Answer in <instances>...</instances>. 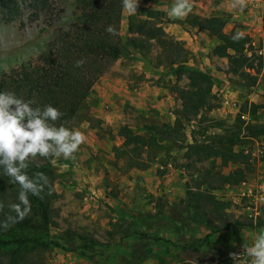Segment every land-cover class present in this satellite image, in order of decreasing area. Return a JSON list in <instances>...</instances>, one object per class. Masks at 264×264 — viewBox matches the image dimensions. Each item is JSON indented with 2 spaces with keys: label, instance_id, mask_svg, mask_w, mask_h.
Wrapping results in <instances>:
<instances>
[{
  "label": "trees",
  "instance_id": "obj_1",
  "mask_svg": "<svg viewBox=\"0 0 264 264\" xmlns=\"http://www.w3.org/2000/svg\"><path fill=\"white\" fill-rule=\"evenodd\" d=\"M48 0H31L36 12H41L48 7ZM0 3L9 10L11 0H0ZM121 0H86L79 4V15L65 32L56 34L51 47L46 53H40L37 60L42 67H32L29 71H22L20 76L8 75L0 80V91H13L25 100L35 101L33 107L52 105L63 114L56 125L64 124L67 127L71 122H86L90 128H99L96 121H93L84 112V104L90 88L103 75L108 73L116 60L127 57L130 50L136 52L142 59L152 52L153 47L158 45L159 52L153 61H147L150 68L170 67L174 73L175 82L171 85L170 91L179 93L178 98L182 103V110L175 116L171 128L157 127L152 125L142 126L140 133L133 131H120L122 143L114 149L117 158H122L124 171L136 169L146 170L151 163L159 160L161 151L167 155L170 149L183 151L184 159L193 158L192 164L203 162L210 157H217L223 165L239 164L246 165L245 156L232 147L236 141L240 127L245 131V136H257L264 133V125L250 126L243 125L239 121L238 131L227 136L206 137L203 136L201 116L196 119L199 112H206L216 104V98L210 93L211 78L209 75L189 70L185 66L186 51L183 44L167 37L159 20L130 15L126 25V35L123 39L119 36V16ZM179 21V20H178ZM179 24L191 28H198L207 32L215 40V44L209 50L210 59L225 60L223 72L227 75L238 76L245 82L244 87L254 84L256 74L259 71L260 56L248 43L249 39L242 36L238 40L232 37L237 33L231 29L228 33L223 32L226 24L224 16L199 17L188 14L183 17ZM112 25L116 29L115 35L106 31ZM130 49V50H128ZM162 55V56H161ZM83 60L81 67H76V61ZM184 81L181 85L180 82ZM258 105H250L249 112L255 113ZM196 119V120H195ZM194 121L191 130V142L184 141V124ZM202 139H199L200 136ZM228 144V145H227ZM50 160L37 157L27 169L29 176L36 172H43L49 179V185L45 186L42 198L29 194L31 212L22 221L15 223L7 230L0 229V259L8 257L5 264H24V261H17L18 254L5 249L11 245L20 247L32 243L38 248L56 246L55 243L47 241L49 229L54 224V212L51 207L52 191L55 175L50 168ZM190 164H185L188 168ZM194 168V165H193ZM165 170V169H164ZM193 171L189 174L191 185L185 184L184 197L169 210L168 221L175 224L176 232L189 229V227H202L209 232L220 230L230 226H252L251 221L239 222L223 213H218L220 225H216L215 218L210 214L218 209H225L226 204L214 199L209 193L214 187L211 185L213 178L219 183L228 181L230 185H236L245 177L246 167H235L228 170L225 178L211 169L201 170L192 178ZM196 172V171H195ZM164 174V171H159ZM197 177L199 178L197 180ZM19 186L12 184L8 177L0 169V220L8 215H15L10 205L18 203ZM264 215V207L261 212ZM223 214V215H222ZM222 216V218H221ZM255 225L264 228V220L261 222L256 218ZM181 226V227H179ZM188 226V227H187ZM172 227V228H174ZM17 233H9L12 229ZM171 228V229H172ZM174 229V230H175ZM130 226L112 227L105 231L107 237L128 236L132 233ZM131 232V233H130ZM66 237L70 240H87L86 234L66 230ZM30 235V236H29ZM34 235H42L45 239L37 241ZM89 244H96L94 239H88ZM83 243L84 247L88 243ZM146 255L141 251L140 245L133 246L130 256L124 264H140ZM1 264V261H0ZM216 264H233V261L224 253L217 252Z\"/></svg>",
  "mask_w": 264,
  "mask_h": 264
},
{
  "label": "rangeland",
  "instance_id": "obj_2",
  "mask_svg": "<svg viewBox=\"0 0 264 264\" xmlns=\"http://www.w3.org/2000/svg\"><path fill=\"white\" fill-rule=\"evenodd\" d=\"M85 1L48 0V7L41 12H36L31 0H11L10 6L14 5V10H9L0 3V80L8 75L19 77L22 71H29L34 66L42 67L36 57L40 53L44 54L49 50L56 34L59 32L66 33V30L75 21V17H78L80 13L78 8L80 2ZM149 1H154L156 7L153 9L152 7L148 8ZM172 3L173 0H139L135 16L141 19L159 20L158 24L167 37L174 39L170 32L177 34L178 40H175L181 42L183 50L186 51L184 64L187 69L200 71L199 67L203 66V70L207 69L206 74L210 73V70L224 73L225 60L210 59L208 56L215 40L212 38L205 40L206 44L203 49H200L199 45L196 46L194 42H187L188 39H185L183 33L185 32L188 35V28L179 24L181 18L172 19L167 14ZM213 12L211 11L209 16L220 15ZM129 16V14L122 11L121 6L118 31L121 39L126 35ZM153 48L145 60L153 61V58L159 52L158 45ZM122 63L126 65L133 63L130 65H137L141 69L149 70L148 65L139 59L134 51L130 50L129 56L116 60L108 73H117L118 70H115V68ZM170 70V67L161 68V72L152 75L154 77L158 76L155 81L165 84L169 88L175 82L174 73H171ZM123 73L125 74V72ZM255 80L258 81L257 86L264 89V70L261 69V66ZM223 81L228 84H235L238 89L241 88V93L246 92V90L251 91L250 89H243L245 82L242 78L229 76L225 73L221 80H217L215 77L211 78L210 89ZM183 82L181 81L180 85ZM178 95L179 93H175L174 101L178 99ZM87 101L88 96L84 104V112L88 115ZM246 106V104L241 103V112L250 113L249 108ZM147 113H152V110ZM221 122L218 118L215 120L204 118L202 122V127H205L203 136H227L238 131L239 121L234 122L231 126ZM72 123L80 124L71 122L67 126L69 129L74 127ZM242 127L241 125L238 136H240L241 131L245 133L241 129ZM121 128L122 131L131 130L127 125H124L117 131L116 135L119 136V139L110 138L109 136L104 138L102 144L105 149H108L113 142L115 145L118 144L117 147L121 145ZM191 128L192 124L190 130ZM199 137V139H202L201 135ZM238 143H245V141L237 137L232 147L234 148ZM77 153H74L73 156L77 160L75 169L72 168L73 158L64 159L60 157L51 158L50 160V168L55 175L54 183L51 186V207L54 212V224L49 229L46 240L55 243L56 246L38 248L34 247L35 245L32 243H27L20 247L16 245L7 247L5 251L8 254L9 251L18 254L16 256L17 261H24V264H124V261L129 258L133 246L136 245H140L141 251L146 255V258L140 264H216L218 251L224 252L230 258L228 254L230 252L225 247L233 244L230 237L238 231H228L232 226L224 228L222 225L220 230L214 233L205 228V231L202 228L197 229V227H189V229L178 233L174 227L175 224L170 223L167 219L170 215V208L184 197L185 184L192 186L189 178L192 170H194L192 178H195L197 172L206 169H211L213 173H218L225 178L228 173V166L223 165L217 157H210L203 162L192 164L193 158L184 159L182 157L183 151L172 148L167 155L161 151L158 155L159 160L151 163L150 170L145 174L152 177L154 174L156 176L162 175L158 173L159 171H165L166 175L172 173L171 181L174 189L169 193H163L161 189L156 192L157 194H153L133 182V178H136V176L131 173L132 170L124 171L125 173L122 174L124 178L111 171V176L115 177V179H112L109 172L106 171V167L102 164L101 156L98 153H81L80 157ZM113 153L115 156L117 155L114 150ZM87 161H89V164H87ZM79 162L81 167L78 166ZM122 164L121 161L120 165L123 169ZM185 164H190V166L186 168L184 167ZM167 165H169V169ZM83 166L86 168H84L81 175L90 169L89 172L94 175L98 174L100 177L98 180L94 179L97 184H87L83 177L78 175V172L76 173V170L83 168ZM245 167L248 174L250 168L247 165ZM226 183L228 182L219 183L214 178L211 182L214 188L209 193H212L217 201L226 204L225 209L217 208L216 212L210 214L211 217L214 219L218 213H223L224 217L226 215V217H231V219L239 222H248L249 219H253L247 216L249 212L246 210V201L244 199L238 200L236 185L228 184L229 186L226 187ZM95 190H98V193ZM168 194L172 196V200L166 198ZM263 207L260 208V216H256L261 222L264 220V215L261 213ZM219 220L220 218H215L214 223L220 225ZM128 225L133 230L128 236L113 235L107 237L105 234V231L111 230L112 227L118 228L119 226ZM66 230L84 233L87 240H70L66 237ZM9 233L12 235L17 231L13 228ZM34 236L37 241L45 240L42 235ZM88 239H94L96 244L90 245ZM235 239L237 238L235 237ZM83 243H88V246L84 247ZM232 247L235 249V246L232 245ZM230 251L234 252L233 250ZM7 260V256L1 258V264H5Z\"/></svg>",
  "mask_w": 264,
  "mask_h": 264
},
{
  "label": "crops",
  "instance_id": "obj_3",
  "mask_svg": "<svg viewBox=\"0 0 264 264\" xmlns=\"http://www.w3.org/2000/svg\"><path fill=\"white\" fill-rule=\"evenodd\" d=\"M232 3V0H192V11L189 14L199 17H209L211 11H214L213 13H219L220 15L222 14V16H224V18L226 19V24L223 28V32L228 33L231 29H234L242 36L246 35L248 37H251L255 49L257 51L259 50L258 55L260 56L261 60L260 66L261 69L264 70V30L260 29V24L257 17L258 12H255L256 15H248L244 12L241 13L238 8L231 7ZM148 5V8L152 7L153 9L154 7H156L154 1H149ZM186 27L188 28V35L185 32L183 33L185 35V39H188L186 41L196 43V46L199 45L200 49H203L206 41L209 38L213 39L212 36L201 29L191 28L188 26ZM170 34L174 36V40H178V36L176 33L170 32ZM135 54L139 57V59H141L148 65V60H145L144 58L142 59L136 52ZM130 64L133 63H129L128 65L122 63L118 65L115 70H118L119 73H108L100 77L90 88L87 101L88 116L91 117L93 121H96L98 123L99 128H90L88 127L86 122L80 123L78 125L72 123L74 126L72 129H79L84 133L86 137L85 142L80 145L77 151L78 157H80L81 153H98L101 156L100 159L102 164H104V167H106V171L109 172L110 176L112 174L111 171H113L115 174H117V176H120L121 178H124L122 174L126 172H124L120 165L122 158H117L113 153V150L115 148H118V144L115 145V143L113 142V144H111L108 149H105L102 144L103 139L108 138V136L110 138L113 137L114 139H119V136L116 135L117 131L124 125H127V127L133 132L140 134H142V132L140 131L141 127L145 125L171 128L173 126L175 116L182 110L183 107L179 98L177 100L175 99L174 101L175 93L170 91V87L168 88V86H166L165 84L155 81L158 76L154 77L153 75L158 74L157 72H161V68L163 69V67L152 69L148 65L150 70L148 71L151 74L148 75L149 73L146 69H141L140 66ZM203 68V66H200L199 70L200 72L206 74L207 69L203 70ZM123 72H125V74ZM208 74H210V78L215 77L217 80H221L224 77V73L214 71L212 72L211 70ZM257 84L258 81L255 80L253 85L243 88L244 90L250 89V92L246 90V92L244 91V93H241V88L237 89L236 91V98L240 104H246V107L248 108H250L251 104L259 106L258 108H256L257 113H240L239 115H236L235 119L238 118V120H241L242 124L244 123L242 119H247L248 121L246 122V125H264V89L258 87ZM228 89V83L226 81H223L217 83L216 86H213V89H210V93L213 94L216 91L227 92ZM149 110H152V113H147ZM199 116H201L202 121L204 120V118L213 120L211 119V113L199 112L196 116V119H199ZM234 122H228L227 124L231 126L234 124ZM193 123L194 121H190L187 124H184L182 132L184 134V141L186 143L191 142L192 128L190 130V127L191 124L193 125ZM251 137H260L264 139V133ZM75 159L76 158H73L72 161V168L74 169L75 167H77V160ZM80 164L81 163L79 162V167H81ZM87 164H89V161H87ZM226 165L228 166L229 170L231 164L228 163ZM167 166L169 169V165ZM84 168L86 167L83 166V168H78V170H76V173L78 172V175L82 176L83 180H85L87 184H97L94 179L98 180V178H100L99 175H94L93 173L89 172L90 169L86 171L87 174L84 173L83 175H81V173L84 172ZM131 170V173L136 176V178H133V182H135L137 186L143 187L147 192L150 191L153 194H157L156 192H159V190L162 189L163 193H169L174 189L173 182L171 181L172 173L166 175L164 171L165 174L159 176H156L154 174L151 177L145 174L148 170H150L149 167L143 171H139L136 169ZM111 178L115 179V177L113 178L112 176ZM228 184L229 183H226V187L229 186ZM95 192L98 193V190H95ZM167 196V199H173L171 198L172 196L170 194H168ZM249 220L252 223V226L250 227L232 226L228 229V231H239V233L237 231L233 236L230 237V241L233 244H231L229 247H225V249L227 248L230 253H233L230 250L239 252L243 248L251 246V244L253 243L254 237L260 228L255 225L256 217ZM200 228L202 227H197V229ZM235 237L237 239L234 240ZM232 245L235 246V249H233ZM230 253H228L229 256ZM241 257L242 258L240 259V263L249 264V258L246 254L241 252Z\"/></svg>",
  "mask_w": 264,
  "mask_h": 264
},
{
  "label": "clouds",
  "instance_id": "obj_4",
  "mask_svg": "<svg viewBox=\"0 0 264 264\" xmlns=\"http://www.w3.org/2000/svg\"><path fill=\"white\" fill-rule=\"evenodd\" d=\"M121 5L122 11L135 15L139 0H121ZM231 7L242 9L244 0H233ZM191 11L192 0H173L167 14L169 18L179 19ZM106 31L117 34L112 25ZM240 38L239 32L232 37L233 40ZM83 63V60H78L75 66L81 67ZM34 103L18 97L13 91H0V169L12 184L19 186V202L9 206L15 215L0 220V229L7 230L26 218L31 212L29 194L42 198L45 186L49 185V179L43 172L29 176L27 169L30 163L37 157L73 158L86 139L79 129L56 125L55 122L63 115L59 109L52 105L33 107ZM241 252L247 255L249 264H264V228L258 230L251 246L230 253L233 264H240Z\"/></svg>",
  "mask_w": 264,
  "mask_h": 264
},
{
  "label": "built area",
  "instance_id": "obj_5",
  "mask_svg": "<svg viewBox=\"0 0 264 264\" xmlns=\"http://www.w3.org/2000/svg\"><path fill=\"white\" fill-rule=\"evenodd\" d=\"M237 8L248 15L258 12L257 17L260 29L264 30V0H244V7L242 9L239 7ZM246 37L249 39L248 43L250 46L255 49L251 37ZM255 51L258 55L259 50L257 51L255 49ZM228 85L229 89L227 92H215L216 104L207 111V113L212 114V119L215 120L218 118L225 123L234 122L236 115L243 113L241 112V104L236 98V91L238 88L235 84ZM242 120L244 121L243 125H246L248 120ZM239 138L245 141V143L236 144L234 150L236 152H241V154L245 156V162L246 165L249 166L250 172L248 174L245 172L247 175L236 184V195L238 200L244 199L246 201V210L249 212L247 216L254 219L259 215L260 208L264 206V139L245 136L243 131H241ZM237 166L244 168L245 164H231L230 169ZM241 258L240 256V259Z\"/></svg>",
  "mask_w": 264,
  "mask_h": 264
}]
</instances>
